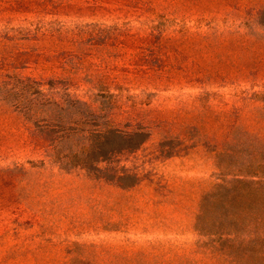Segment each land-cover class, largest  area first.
<instances>
[{"label":"rangeland","instance_id":"obj_1","mask_svg":"<svg viewBox=\"0 0 264 264\" xmlns=\"http://www.w3.org/2000/svg\"><path fill=\"white\" fill-rule=\"evenodd\" d=\"M263 95L264 0H0V264H236L212 233L245 206L196 223L264 151ZM110 129L148 137L89 171Z\"/></svg>","mask_w":264,"mask_h":264},{"label":"trees","instance_id":"obj_2","mask_svg":"<svg viewBox=\"0 0 264 264\" xmlns=\"http://www.w3.org/2000/svg\"><path fill=\"white\" fill-rule=\"evenodd\" d=\"M110 135L117 137L118 143L116 146L108 148L105 143ZM147 137L146 131L125 132L110 129L100 134L97 139L94 138L84 167L89 171H99L95 162L106 160L125 150H135ZM251 157L248 162L250 166L248 169L251 172L245 173L243 178L219 184L214 190L203 196L201 212L196 223L197 230L204 233L207 210L212 204H220L221 207H225V211L228 210L229 205L238 202L245 206L246 210L242 214L245 213L249 217L247 219H250L252 223V229L248 231L246 237H241L239 230H236L235 233L219 231L212 233L215 250L228 256V259L236 264H253L252 260H259V264L264 262V151ZM233 223L235 225L237 221L234 220Z\"/></svg>","mask_w":264,"mask_h":264}]
</instances>
